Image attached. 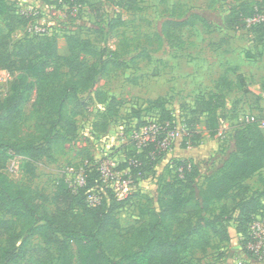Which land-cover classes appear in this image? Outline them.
Instances as JSON below:
<instances>
[{"label":"rangeland","instance_id":"obj_1","mask_svg":"<svg viewBox=\"0 0 264 264\" xmlns=\"http://www.w3.org/2000/svg\"><path fill=\"white\" fill-rule=\"evenodd\" d=\"M9 1L15 7L20 3L37 6L48 29L47 35L38 38L48 44L52 38L56 39L57 54L63 59V73H67V60L71 58L67 41L73 52L79 51V57L71 60L72 65L83 61L99 67V57L88 51L97 53L104 46L115 51L94 87L108 98L113 97L114 102L111 105L98 103L91 92L81 95L83 99L90 96L92 100L83 116L74 118L76 136L73 139L56 145L51 160L42 158L33 163L16 158L10 160L6 168L13 182L32 191L40 211L53 212L52 195L61 185L68 184L70 175L66 170L69 166L78 168L86 162L97 164L109 158L115 167V176L103 179L100 175L102 185L95 191L90 190L86 200L91 203L105 194V186L125 198L122 207L115 212L119 233L106 234L105 238L114 252L126 246L127 227L146 219L147 210L158 206L162 188L172 181L179 185L180 180L176 179H180V175L176 174L178 169L173 159L178 157L180 149L211 145L210 153L184 159L191 166L188 171L194 175L193 182L203 186L205 176L220 170L234 151L233 133L243 126L241 118L264 117V35L256 33L251 20L239 11L245 6H258L264 0H81L76 11H68L61 0ZM40 1L44 2L37 3ZM91 5H97L95 11ZM228 18H237V26L244 21L246 27L237 29L227 20L225 22ZM182 19L190 20L191 25L178 29L163 27L167 20ZM7 22L0 17L4 31ZM110 24L115 26L110 28ZM17 26V31L14 29L8 34L3 47L5 66L0 68V98L5 96L19 73L18 64H14L13 43L23 41L26 32L19 21ZM33 100L32 93L21 106L19 124L23 135L33 132L45 115L44 111L34 110ZM162 108L170 110L175 124L199 118L197 128L203 135L208 133L206 122L214 115L217 133L221 131V135L205 136L189 148L182 146L181 140L176 141L162 154L158 152L155 165L144 172V177L124 186L128 169L120 167L131 150L123 144L133 132L138 133L145 126L141 125L143 122L156 120ZM243 186H247L248 194L261 192L260 201L264 204V166L247 180H238L228 199L214 201V213L227 217L235 192L242 191ZM77 203L73 205L72 214L79 218L82 210L81 203ZM0 222H7L9 226L0 236V248L13 246L22 253L17 261L9 264L86 262L88 246L80 249L72 245L58 252L56 246L45 245L39 237H28L22 250L19 244L26 235L19 234V224L3 211H0ZM254 224L264 227V208L258 209L248 227ZM224 225L231 235L230 241L219 242L211 235L212 246L203 253H184L180 264H264L247 251L249 229H244L242 222L227 219Z\"/></svg>","mask_w":264,"mask_h":264},{"label":"trees","instance_id":"obj_2","mask_svg":"<svg viewBox=\"0 0 264 264\" xmlns=\"http://www.w3.org/2000/svg\"><path fill=\"white\" fill-rule=\"evenodd\" d=\"M260 4L250 8L245 6L239 11L243 17H250L257 7L260 9L264 6V3ZM95 7L97 5L90 6L93 11ZM1 16L8 22L6 31L0 25V68L5 66L3 47L7 43L8 34L16 28L17 21L21 25L25 23V19L16 12V7L7 0H0ZM236 21L237 18L227 19L228 24L235 25ZM191 23L187 19L167 20L163 27L178 29ZM245 23L243 21L241 25L235 26L244 29ZM253 25L256 33L264 35V23ZM114 26L115 24H110V28ZM38 37L42 36H28L26 33L23 41L13 43L12 52L16 57L14 64H18L19 73L5 96L0 98V211L13 217L19 224V234L26 235L19 248L24 250L28 237H39L45 245L56 246L58 252H64L72 245L80 249L88 246L85 264H180L184 253H203L207 247L212 246L211 235L219 242L228 241L230 235L224 225L225 220H238L248 230L249 221L254 218L258 209L264 208L260 201L261 192L253 191L248 194L247 186H243L242 191L238 189L233 198V206L225 218L214 213L213 202L228 199L238 180H247L264 166V131L254 122L241 121L243 126L233 133L234 151L220 170L205 176L203 186H197L193 182L194 175L188 171L191 166L187 160L174 158L176 170L182 169L181 175L176 172L177 176L180 175V179H176L180 180L179 185L173 181L165 185L159 196L158 206L147 210L146 219L127 227L129 238L126 246L119 252H114L105 238L119 233L120 226L115 212L122 207L125 198L117 199L112 190L105 186L106 193L102 196L99 194L96 202L86 200L90 190L95 191L102 185L96 164L85 165L83 186L72 190L67 184H63L56 190L51 198L53 212L40 211L34 203L32 191L9 178L7 164L16 158L33 163L42 158L51 160V153L56 145L76 136L74 118L83 116L87 111V104L92 100L90 96L83 99L81 95L91 92L94 94L93 100L98 103L107 102L111 105L114 102L113 97L108 98L104 92L95 90L94 87L115 51L108 46L97 53L88 51L99 57V67L83 61L72 65L71 60L79 57V51L73 52L72 45L67 41L71 58L67 60V73H63V59L57 54L56 39L52 38L48 44ZM32 93L34 110L44 111L45 115L43 122L36 124L33 132L23 135L19 124L21 106ZM156 120L168 122L170 126L175 124L167 108L161 109ZM210 120L206 122L205 129L210 136H214L218 131L217 120L214 115ZM199 121L197 117L185 121L189 137L182 141V146L185 147L186 140L191 145L201 141L203 134L197 128ZM123 145L131 151L120 168L127 167V175L133 181L144 177V172L153 168L156 163L155 157L151 155L154 143L150 142L138 149L130 137ZM77 201L81 203L82 210L79 218L72 214L73 205L78 204ZM8 228L7 222H0V236ZM21 256L20 250L13 246L0 248V264L15 262Z\"/></svg>","mask_w":264,"mask_h":264},{"label":"built area","instance_id":"obj_3","mask_svg":"<svg viewBox=\"0 0 264 264\" xmlns=\"http://www.w3.org/2000/svg\"><path fill=\"white\" fill-rule=\"evenodd\" d=\"M61 1L66 3V8L68 7V11H76L80 6V3H77L75 0ZM16 12L25 19L24 27L25 32L28 36H45L48 34L47 25L44 22L46 19L44 18V20L41 18L37 6L31 3H20L16 6ZM248 19L251 20L252 24L264 23V8H256L252 16L248 17ZM241 121L246 123L254 122L261 130L264 131V117L247 116L245 118L242 117ZM144 125L145 126L141 127L138 133L133 132L131 138L135 141V145L138 149L146 146L150 142H153L154 149L151 151V155L153 158L158 154V152H161L160 154H162L163 152L168 150L171 144L175 143L176 141H183L185 138L189 137V128L185 122H180L178 124L170 126L168 122L161 123L157 120H149ZM217 135L220 136L221 131L218 132ZM185 142V147H191V144L188 140H186ZM85 165H88V163L86 162L83 166H79L78 168L73 166H69L67 168L66 172L68 173V175H70V177L67 178V185L72 190H76L78 187L84 185ZM96 167L100 175H103V179L113 178L115 176V167L110 162L109 158L97 163ZM178 172L181 175L182 169L178 168ZM132 181V177L128 174L127 181L123 182L122 184L124 186H127L132 184ZM114 193L117 199H122L120 193H117L116 191H114ZM97 198L94 202L98 200ZM248 229V237L246 238L247 241L245 246L247 251L257 260L264 261V227L262 226V224H254L249 225Z\"/></svg>","mask_w":264,"mask_h":264},{"label":"crops","instance_id":"obj_4","mask_svg":"<svg viewBox=\"0 0 264 264\" xmlns=\"http://www.w3.org/2000/svg\"><path fill=\"white\" fill-rule=\"evenodd\" d=\"M9 3H11L9 0H7ZM41 2H44V1H40V2H37V3H41ZM45 11H47L48 12V8L47 9H45ZM51 12H53V10H50ZM226 20L227 19H225V22H226ZM208 22V21H207ZM226 24V23H225ZM227 26V25H226ZM18 26H16V28H15V30L17 31V28ZM235 29V28H234ZM237 29H243V28H237ZM236 30V29H235ZM18 32L19 33H21L22 31L20 30H18ZM205 136H208V137H212V136H210L208 133H204V135H203V137H202V139L203 138H205ZM201 139V140H202ZM211 146V145H210ZM210 146H207V147H205V148H202L201 146H199V147H196V148H193L192 150H190V149H180L178 152H177V154H176V156H178L177 158L178 159H191V158H199L200 156H201V154L202 153H204V155H205V153H210L211 152V150H210ZM209 150V151H208ZM230 235V234H229ZM230 238H231V235H230ZM228 241H230V239L228 240ZM226 263L228 262V260L226 259V261H225ZM260 264V263H259Z\"/></svg>","mask_w":264,"mask_h":264}]
</instances>
